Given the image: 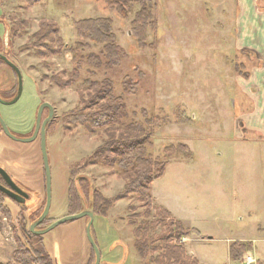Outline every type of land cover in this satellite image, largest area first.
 <instances>
[{"label": "rangeland", "instance_id": "rangeland-1", "mask_svg": "<svg viewBox=\"0 0 264 264\" xmlns=\"http://www.w3.org/2000/svg\"><path fill=\"white\" fill-rule=\"evenodd\" d=\"M152 2L158 31L156 36L148 32L147 48L140 50L130 27L136 7L127 19H122L106 8L104 0H43L35 5L27 0H0V53L18 67L22 80L20 98L13 105L0 104V117L15 137L30 138L42 102L54 108V121L45 129L50 208L35 230H44L51 222L69 216L70 174L77 165L80 169L75 170L73 180L82 212L92 211L89 203L93 195L96 200L102 196L109 202L122 194L127 182L123 173L87 162L103 148L109 136L131 140L136 126L143 125L146 116H156L164 117L168 123L150 137L152 160L160 164L167 161L163 152L169 145L184 144L191 152V160L183 155L169 159L162 177L153 182L151 194L157 203L176 219L217 240L239 235L257 237L248 215L253 209L264 211V141L248 132L237 118L240 104L236 61L229 48L231 13L227 9L220 11V0ZM88 17L111 20L117 44L127 54L119 68L107 71L88 66L81 58L101 51L93 44L89 51L77 50L74 57L76 44L87 41L76 37L73 24ZM46 21L54 23L59 32L49 36L50 40L40 41L37 33ZM56 38L61 47L55 43ZM56 50L59 54L54 53ZM79 60L76 84L60 87L71 79ZM6 77L8 84L4 82ZM125 77L138 84L135 95L124 93ZM107 79L113 81L115 94L124 97L126 130L90 132L87 125L63 123V117L79 111L90 95L92 99L93 92L85 82ZM12 83L17 86L15 73L0 65L1 95L10 97L4 89L14 86ZM11 116L13 121L7 120ZM178 116L188 120L178 122ZM27 123L31 125L29 129L18 131ZM0 168L28 194L24 204L0 197V264H17L12 256L18 242L44 251L58 264H94L95 256L85 234L87 218L59 225L39 238L29 236L31 225L39 219L33 216L45 207L39 137L31 143H19L0 132ZM0 184L5 185L1 177ZM155 215L156 209H146L136 196L114 202L105 215L94 214L91 231L100 253L99 264H152L151 259L161 252L151 251L142 261L135 245L147 240L159 246L162 226L148 228L154 218L161 222ZM187 237L177 241L184 253ZM225 246L223 241L210 247L188 243V249L200 261H211L212 252H218L221 257H213L215 261L210 264H227ZM261 247L256 254L259 258Z\"/></svg>", "mask_w": 264, "mask_h": 264}, {"label": "trees", "instance_id": "trees-1", "mask_svg": "<svg viewBox=\"0 0 264 264\" xmlns=\"http://www.w3.org/2000/svg\"><path fill=\"white\" fill-rule=\"evenodd\" d=\"M27 1L35 5L43 0ZM104 2L108 10L114 11L117 16L122 19H127L128 16L133 13V9L135 7L137 8L130 25L131 33L137 43V47L140 50H145L147 48L146 37L148 32H152L156 36L158 31V25L153 15V2L151 0H104ZM73 25L76 37L80 40L87 41L85 44L80 42L76 44L74 48L75 58L77 57V50L89 51L91 50V44H93L94 46L100 47L101 51L99 54L90 53L81 58L84 59V62L88 66H91L95 70L104 69L107 71H112L121 66L127 54L124 49L117 44L110 19H81L75 21ZM40 26V30L37 33V38L40 41L42 39L50 40L49 36L53 35L54 37L59 32L55 24L50 21L42 22ZM55 43L58 47H61L60 39L56 38ZM68 52L70 54L73 53L72 50ZM54 53L59 54V50H56ZM0 64L5 65L3 61H0ZM80 65L81 60L77 62L75 70L72 71L71 79L63 82L64 84H59L60 87H66L73 83L74 85L76 84V81L79 79ZM85 84H87L90 91L93 92L92 99L90 98L91 95L88 97L90 103L86 102L87 104L83 105L79 111L71 112L63 117V123L87 125L90 127V132L105 131L107 133H115L118 130H126L127 125H125V121L128 119L127 107L124 97L115 94L113 81L109 79L100 83L86 81ZM123 85L124 93L130 96L135 95L138 91V84L130 83L128 77L123 79ZM15 94L16 90L11 93L10 98L15 96ZM92 109H94V111H92ZM186 120L188 119L184 120L181 116L177 118L178 122H185ZM167 123L168 120L164 117L146 116L144 124L136 126V130H134L135 137L133 139L124 140L109 136L103 148L95 151L90 161L87 162L89 165H100L109 169H117L124 174L127 182L125 183L122 194L118 195L112 201L108 202V200L102 196V198L100 197L99 200H96L93 195L89 203V209H92L91 212L93 215H105L114 202L130 196H136L137 200L140 201L146 209H156L157 215L155 216H158L161 220L159 223L156 221L158 218H154V221L149 223L151 227L148 228H154L160 225L164 231L159 235L160 237L157 240L159 244L158 247H154L155 243L151 242L150 244L147 240L142 242L143 245L140 241L136 243L135 250L140 259L142 261L145 260V255L150 254L149 252L151 251H160V255L151 259L152 264H199L196 259L184 253L180 244L177 242L195 231L186 229L179 221L175 220L165 208L156 206L151 194L153 182L162 177L169 159L183 155L182 157L185 159L191 160V152L184 144L167 146L163 152V155L167 159L164 163L160 164L152 160L149 153V148L152 147L150 137L157 128ZM122 134H124L125 137L127 136V134L123 132ZM76 169H80V167L77 165L70 174L68 215H76L82 212V209L79 207L80 205L78 206V204H81V199H79L78 196L79 191L74 188L75 179L73 180V178L75 177ZM0 197H5V195L0 193ZM72 200H74V205H72ZM44 201L46 202V195ZM41 214L42 213L33 216L34 220L38 219ZM165 219L168 220V223L165 222ZM52 223L53 222L50 224ZM148 228L146 226L144 227L145 232ZM195 233L197 234V232ZM29 236L32 238L40 237L31 232ZM93 239L95 241L94 237ZM251 250L250 244L234 242L229 248L230 260L240 263L242 257ZM50 257L51 256L45 254L42 250H32L18 242V249L14 252L12 259L17 264H58L55 258L51 259Z\"/></svg>", "mask_w": 264, "mask_h": 264}, {"label": "crops", "instance_id": "crops-1", "mask_svg": "<svg viewBox=\"0 0 264 264\" xmlns=\"http://www.w3.org/2000/svg\"><path fill=\"white\" fill-rule=\"evenodd\" d=\"M219 7L221 12H225L227 9L231 13V30L229 33L231 46L229 48L233 49L234 60L236 61L235 82L239 92L240 111H237L236 104L233 107L238 112L239 124L241 123L248 132L257 136L258 140L264 141V0H220ZM84 19H89V17ZM8 80L6 77L4 82L6 81L8 84ZM12 87L8 85L4 91L8 92ZM7 120L13 121V117H7ZM23 126H19L18 131L22 132L31 127L30 123L23 124ZM153 200L157 206L160 205L155 198ZM160 206L163 207V205ZM171 215L186 229L197 232V234L192 232L185 238L184 246L186 253L191 258L196 259L199 264H210L211 261H215L213 257L219 258L221 256H217L218 252H212L211 261H200L195 253L188 249V243L199 242L210 247L211 244L223 241L226 245L225 258L227 264L231 262L229 248L234 242L250 244L252 250L246 254L253 255L256 264H264V211L260 213L259 209H253L248 215L250 225L257 230V237L239 235L223 240H217L213 236L209 237L195 227L176 219L173 214ZM260 247L262 248L261 258L256 255Z\"/></svg>", "mask_w": 264, "mask_h": 264}, {"label": "water", "instance_id": "water-1", "mask_svg": "<svg viewBox=\"0 0 264 264\" xmlns=\"http://www.w3.org/2000/svg\"><path fill=\"white\" fill-rule=\"evenodd\" d=\"M0 60H2L9 68H11L18 80V89H17V94L15 98L11 101H3L0 99V104L2 105H13L15 104L18 99L20 98L21 91H22V80H21V75L18 67L13 64L10 60H8L4 55H0ZM47 108L49 110V115L46 120L41 122V115L43 110ZM52 117V107L44 103L41 105L38 113H37V119L35 123V130L30 138H17L14 135L11 134L9 131L8 127L6 126L5 122L3 119L0 117V126L3 131V134L8 137L9 139L19 142V143H31L36 140L37 136L39 135L40 137V151H41V158H42V163H43V170L45 174V191H46V202H45V207L44 210L39 217V219L34 222L31 227H30V232L34 233L38 236H42L53 230L55 227L62 225L67 222H71L74 220L82 219V218H88V223L85 228V234L88 243L90 244L94 254H95V263L94 264H99L100 263V253L98 250V247L92 237L91 234V227L93 223V214L91 212H82L76 215H69L66 217H63L62 219H59L55 222H53L48 228L40 231H36L35 228H37L48 216L49 208H50V170L48 166V158H47V152H46V136H45V126L47 122L51 119ZM0 177L5 183L6 186H3L0 184V193L4 194L6 197L10 198L11 200L15 201L16 203L19 204H24L26 200L28 199V194L22 191L10 178V176L2 169L0 168Z\"/></svg>", "mask_w": 264, "mask_h": 264}, {"label": "flooded vegetation", "instance_id": "flooded-vegetation-1", "mask_svg": "<svg viewBox=\"0 0 264 264\" xmlns=\"http://www.w3.org/2000/svg\"><path fill=\"white\" fill-rule=\"evenodd\" d=\"M0 55H2L1 53H0ZM0 61H2V60H0ZM1 65V64H0ZM6 65V64H5ZM7 66V65H6ZM8 67V66H7ZM14 72V71H13ZM15 73V72H14ZM15 76H16V74H15ZM16 78H17V76H16ZM15 86V87H14ZM14 86H13V88H11V89H9V91H8V93H9V95H11V93L14 91V90H16V94H17V89H18V80H17V86L15 85V83H14ZM11 92V93H10ZM16 94H15V96H16ZM0 95H1V92H0ZM4 96H6V95H1L0 96V99L1 100H3V101H6V102H8V101H11V100H13L14 98H15V96H13V97H9L8 96V98L7 97H4ZM44 103H46V102H42V104H44ZM48 104V103H47ZM50 105V104H49ZM51 106V105H50ZM52 107V106H51ZM43 112H45V114L43 115ZM43 112H42V115H41V122H43L44 120H46L47 118H48V115H49V110L47 109V108H45L44 110H43ZM53 115H54V108L52 107V117H51V119L47 122V124H46V126L51 122V121H54L53 120ZM4 121V120H3ZM46 126H45V129H46ZM34 130H35V126L31 129V131L29 132L31 135L34 133ZM0 132L1 133H3V131H2V129H1V126H0ZM12 135H13V133H11ZM37 137H39V135L37 136ZM37 139V138H36ZM39 142H40V137H39ZM2 182H3V180H2ZM4 183V182H3ZM5 184V183H4ZM2 185V184H1ZM3 186H6V185H3Z\"/></svg>", "mask_w": 264, "mask_h": 264}, {"label": "built area", "instance_id": "built-area-1", "mask_svg": "<svg viewBox=\"0 0 264 264\" xmlns=\"http://www.w3.org/2000/svg\"><path fill=\"white\" fill-rule=\"evenodd\" d=\"M256 260L253 255L251 254H245L242 257V263L241 264H256Z\"/></svg>", "mask_w": 264, "mask_h": 264}]
</instances>
